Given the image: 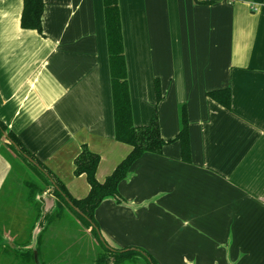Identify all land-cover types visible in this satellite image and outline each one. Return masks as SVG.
I'll use <instances>...</instances> for the list:
<instances>
[{"label": "crops", "instance_id": "obj_1", "mask_svg": "<svg viewBox=\"0 0 264 264\" xmlns=\"http://www.w3.org/2000/svg\"><path fill=\"white\" fill-rule=\"evenodd\" d=\"M118 4L133 124L149 123L157 79L160 135H177L184 104L190 162L176 140L144 153L118 185L124 203L96 208L100 230L117 247L173 249L182 264H264V0ZM22 7L0 0V120L83 197V146L100 156V182L129 152L114 138L103 0H44L42 33L21 27ZM222 88L229 109L207 95ZM9 172L0 156V202L21 187Z\"/></svg>", "mask_w": 264, "mask_h": 264}, {"label": "trees", "instance_id": "obj_2", "mask_svg": "<svg viewBox=\"0 0 264 264\" xmlns=\"http://www.w3.org/2000/svg\"><path fill=\"white\" fill-rule=\"evenodd\" d=\"M103 8L111 81L114 138L129 147V152L119 161L113 171L102 182L98 181L96 170L100 156L83 146L74 159L73 172L77 176L84 174L88 192L83 197H74L43 162L28 151L18 136L0 120V140L3 142H0L2 143L0 147L5 154L3 156L14 164L16 161L6 151L9 150L17 159H21L38 174L30 179H25L23 175L19 177L21 187H13L12 195L6 201L0 202L2 206L0 208V232L7 233L13 243V246L6 244L8 247H2L7 248L6 252L15 254L33 264H35L34 250L37 251L39 264L56 263L66 253L71 259L70 264H82L90 259L85 251L84 240H82L83 245L70 244L67 237H51L50 227L55 222H64L66 220L64 216L68 212L72 214L76 224L80 225L83 230L89 231L103 251L96 254L93 264L129 263L137 255L144 258L145 264H157L155 258L141 248H120L107 243L102 237L94 213L105 198L110 197L117 203H124L118 185L127 178L132 164L144 153L160 154L167 142L176 140L181 147V159L184 162H190L188 118L184 104H181L178 109L179 131L177 135L171 140H164L160 135L156 104L161 100L162 93L157 79L154 81L156 104L149 123L142 126L133 124L118 0H103ZM43 9L44 0H23L21 27L35 29L42 33ZM207 95L223 107L230 108L229 88L211 90ZM4 132L6 137L3 135ZM43 193L46 195H42ZM3 228L5 230L1 231Z\"/></svg>", "mask_w": 264, "mask_h": 264}, {"label": "rangeland", "instance_id": "obj_3", "mask_svg": "<svg viewBox=\"0 0 264 264\" xmlns=\"http://www.w3.org/2000/svg\"><path fill=\"white\" fill-rule=\"evenodd\" d=\"M0 142H2V140H0ZM3 143V142H2ZM2 143H0V145H2ZM9 154V156H11L16 162L10 163L3 155H5L3 153V149L0 147V156L2 158H4L9 166H10V172L9 175L11 178H14L15 181H17L18 183L20 182L19 177H22V175L24 176L25 179H30V177H34L36 175H38L35 171H33L29 166H27L21 159H17L15 157V155L13 153H11L9 150H6ZM19 160V161H18ZM23 211H25V209H23ZM24 217L27 218V216L25 214H23ZM64 219H66L64 222L62 223H54L53 226L50 227V232L52 234V238H57L58 236L60 237H67L68 243L73 244V243H78V244H82V240H84L86 246H85V251H87L86 253L88 254V256H90V259L84 261L82 264H93V259L96 258V254L99 251H102L101 248L98 245V242L96 240H94V238L91 236V234L89 233L88 230H83V228L76 224V222L74 221V219L72 218V214H70L69 212L64 216ZM68 220V221H67ZM24 222H26V219H24ZM38 229H36L37 231ZM102 237L104 240H106L107 243H110L111 245L115 246L110 239L101 231ZM66 239V238H65ZM2 238L0 237V242H1ZM8 240V238H7ZM0 264H33L32 262H28L26 260H23L22 258L16 256L15 254H10L8 252H6L5 247L2 246H6L8 247L6 244H1L0 243ZM83 245V244H82ZM81 247H79L80 249ZM89 248H91L90 250H88ZM122 248V247H120ZM124 248V247H123ZM143 250H145L144 248H141ZM154 251L156 252L153 253L154 256L156 257V261L157 264H182L179 261H175V259L171 258L169 259L167 257V255L164 254L165 251L170 250V248H163L162 245L157 246L155 248H152ZM146 251V250H145ZM171 252L174 253V250L171 249ZM103 252V251H102ZM147 252V251H146ZM149 253V252H148ZM152 254V255H153ZM133 260H130V262L132 263H124V264H145L146 262H144V258L142 256H135L132 258ZM160 260V262H159ZM71 259L69 258L68 253H66L65 255H63L61 260H58L56 263H52V264H70ZM189 264V263H187Z\"/></svg>", "mask_w": 264, "mask_h": 264}, {"label": "water", "instance_id": "obj_4", "mask_svg": "<svg viewBox=\"0 0 264 264\" xmlns=\"http://www.w3.org/2000/svg\"><path fill=\"white\" fill-rule=\"evenodd\" d=\"M3 135H4L5 137L7 136L5 132L3 133ZM11 245L13 246V244H11ZM33 258H34V262H35V264H39V262H38V257H37V251H36V250H34V252H33Z\"/></svg>", "mask_w": 264, "mask_h": 264}, {"label": "built area", "instance_id": "obj_5", "mask_svg": "<svg viewBox=\"0 0 264 264\" xmlns=\"http://www.w3.org/2000/svg\"><path fill=\"white\" fill-rule=\"evenodd\" d=\"M196 1H199V2H202V3H211V2H215L217 0H196Z\"/></svg>", "mask_w": 264, "mask_h": 264}]
</instances>
